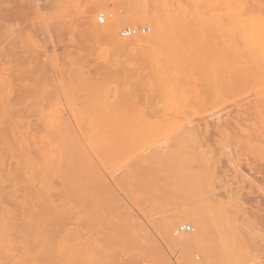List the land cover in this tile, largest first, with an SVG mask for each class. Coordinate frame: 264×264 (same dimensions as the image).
Instances as JSON below:
<instances>
[{"label":"rangeland","instance_id":"obj_1","mask_svg":"<svg viewBox=\"0 0 264 264\" xmlns=\"http://www.w3.org/2000/svg\"><path fill=\"white\" fill-rule=\"evenodd\" d=\"M114 13L140 23L111 31L126 41L156 35L152 49L115 50L94 28ZM145 19H157L161 31ZM127 28L146 32L123 37ZM0 90L9 94L11 118L36 134L62 119L79 135L113 111L201 133L156 160L152 143L96 142L112 159L79 140L120 203L107 201L104 221L96 208L93 264H264V0H0ZM0 117L3 130L11 121ZM8 163L4 169H13ZM176 213L191 221L173 237L199 234L202 223L200 245L180 249L168 240L165 223ZM183 224L192 231L179 232Z\"/></svg>","mask_w":264,"mask_h":264},{"label":"bare ground","instance_id":"obj_2","mask_svg":"<svg viewBox=\"0 0 264 264\" xmlns=\"http://www.w3.org/2000/svg\"><path fill=\"white\" fill-rule=\"evenodd\" d=\"M145 22L154 26L157 33L161 31L157 19H145ZM139 23L128 15L114 13L112 20L104 25L95 24L94 28L106 33L115 50L120 53L137 47L152 49V45L157 39L156 35L150 37L136 35L130 41H126L120 38L117 31L110 30L113 25L117 27L127 24L137 26ZM167 48V46L164 48L166 57L169 56ZM8 98V92L0 90V115L9 118V122L11 121L3 130L0 127V249L8 247V251L0 250V264H93L92 250L94 249L90 248V240L92 235L94 236L91 231L98 223L95 219L97 217L95 212L99 209L98 217L103 216L105 214L103 211L108 207L107 201L110 198L113 199L116 206L120 203L115 202L113 193L108 189L103 175L94 170L92 160L79 140H85L89 145H92L94 152L98 151V154H103L106 151L101 150V147L99 150L100 145L96 143L101 142L99 140H105L108 144L112 140H130L129 145L135 149L152 143L153 147L149 151V157L154 159L160 157L163 150L167 148L168 154H171L173 148L170 144L181 142L180 140H196L201 135L194 128L176 129L177 123L174 124L173 121L165 117L154 125L148 122L144 114L137 115L136 119H127L120 116L118 111H113V116L110 114L108 119L100 121L102 123L97 122L91 127H80L79 135L75 128L64 123L62 119L47 124L40 134H36L29 129H22L11 118L12 109L8 104ZM9 140L13 143H10ZM161 140H166L164 143L168 146L161 148ZM158 142H160L159 146ZM95 143L96 146L98 144L97 147ZM106 152L112 159L115 158L112 151ZM11 158L14 160L15 166L13 165V169L11 167L10 170L4 169L8 168V165L12 166L8 163L9 160L10 163L12 162ZM165 158L167 159V157ZM5 159L7 160L6 165L8 164L6 167H4ZM157 179L159 178L157 177ZM54 180H58L59 185L57 182L55 184ZM146 180L148 177L142 173L139 178L140 188L147 187ZM24 182L28 184L26 191H23L22 183ZM95 182H99L101 188L98 186L99 184L95 187L94 185L97 184ZM97 187L99 190L101 189L100 194L97 192L98 195L95 191ZM54 193L59 195L57 200L52 198ZM99 195H104L106 203L101 204L100 201L103 199ZM6 200L11 202L8 203L11 206L6 205L7 208L4 204ZM13 205L18 209H15ZM8 207L10 208L8 209ZM5 216L8 217L5 218ZM103 218H106V214L105 217H102V221L105 220ZM7 221L10 222L7 223ZM66 221H75L77 224L74 223V225L76 224L75 228H68L70 223L67 227ZM189 221L191 220L186 219L184 215L176 213L169 217L165 223L168 240L180 249L198 246L204 241L201 235L205 229L200 222L197 224L199 234L173 237L174 228ZM78 222H83L85 228H82L83 224L79 227ZM99 224L101 222L98 223V226ZM57 225L60 232L56 230L55 232L59 233L58 237L61 236L60 241L56 240L57 236H54V234L56 235L54 229ZM184 225L188 224L182 226ZM49 227L52 228L49 229ZM61 232L64 235H61ZM7 237L10 240H8L9 244L5 246L6 244L2 243ZM94 240L91 244L95 245ZM100 249L103 248L100 247Z\"/></svg>","mask_w":264,"mask_h":264},{"label":"built area","instance_id":"obj_3","mask_svg":"<svg viewBox=\"0 0 264 264\" xmlns=\"http://www.w3.org/2000/svg\"><path fill=\"white\" fill-rule=\"evenodd\" d=\"M97 21H98L99 25H104L106 23V18H105L104 15H100L98 17ZM137 32L144 33V32H146V30H144V29L143 30H137V29H134V28H127L121 33V35L123 37H131V36H134ZM191 231H192V227L189 226V225H184V226H181L179 228V232L188 233V232H191Z\"/></svg>","mask_w":264,"mask_h":264}]
</instances>
